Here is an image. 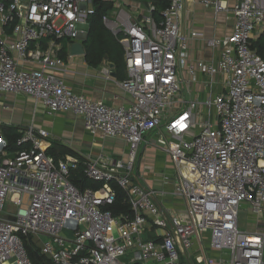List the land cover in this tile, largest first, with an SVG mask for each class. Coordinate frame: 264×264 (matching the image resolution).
Here are the masks:
<instances>
[{"label":"built area","instance_id":"2783aa9c","mask_svg":"<svg viewBox=\"0 0 264 264\" xmlns=\"http://www.w3.org/2000/svg\"><path fill=\"white\" fill-rule=\"evenodd\" d=\"M107 1L114 17L102 23L123 51L125 78L113 82L126 106L78 94L60 75L63 44L87 36L93 0H0V98L27 96L50 116L81 118L89 137L126 146L118 160H55L49 132L28 126L9 156L0 132V264H34L28 245L45 264H264V0H194L233 19L229 35L206 41L218 53L211 62L190 57L186 0H167L158 21L153 0ZM197 83L204 91L193 98ZM183 85L188 98L179 96ZM154 148L172 165L159 182L172 180L169 200L144 183ZM77 174L101 186L80 190ZM113 185L130 212L113 214ZM241 208L250 210L251 232L239 228Z\"/></svg>","mask_w":264,"mask_h":264},{"label":"crops","instance_id":"0c3cea01","mask_svg":"<svg viewBox=\"0 0 264 264\" xmlns=\"http://www.w3.org/2000/svg\"><path fill=\"white\" fill-rule=\"evenodd\" d=\"M227 1L229 6H232L234 3V0ZM181 22L182 31L189 37L188 49L190 57L193 60H202L205 62H211L218 58V53L209 49L206 45V41L212 38L229 35L233 26V19L230 15H215L212 9H204L197 5L194 0H186ZM88 28L89 24L87 30ZM193 32L200 33L202 37H190ZM5 35L8 42H13L15 40L10 30H6ZM87 36L81 39L79 43L83 42L84 44ZM63 46L66 47L67 56L65 59L62 58L65 71L61 72L60 75L65 80L66 84L76 93L95 101H101L108 106L118 107L131 104L130 98L115 82H113L114 80H123L125 78V71H120L118 73L115 64L107 57L106 60L104 57L102 63L96 66L90 65L85 59V56L69 57L68 52L71 45L68 47V42H65ZM26 67L31 68L29 65ZM105 69L110 70V80L106 79ZM182 87L180 97L184 96L188 98L186 93L187 86L185 90L184 85ZM190 89L193 92L191 96L196 98L197 94H201L204 91V85L202 83H197L190 86ZM0 125L14 128L18 130V132L28 126L46 129L50 134L48 139L50 145L51 143H58L66 146L77 154L83 155L79 151L81 149L87 150V152L99 150L98 143L96 142V144L95 141L90 140L100 139H93L91 137L85 138L84 135H86V133L83 130L81 118L70 113H57L50 116L45 112V109L40 103L24 95L3 94L1 96ZM67 140L70 141L71 144L66 143ZM115 140L120 142L123 147V152L119 153L115 151V149L111 151L114 152L115 155L126 154L125 144L119 139ZM165 161H169V159L166 157ZM153 169L154 174L150 175L152 176V180H149L152 184H149L147 180L144 183L156 191L164 192L166 185L163 183L159 184L158 180L166 174L167 171L161 168V166H158V164H156ZM170 181L172 183V180ZM170 198L171 195H168L166 200Z\"/></svg>","mask_w":264,"mask_h":264},{"label":"trees","instance_id":"16d2710c","mask_svg":"<svg viewBox=\"0 0 264 264\" xmlns=\"http://www.w3.org/2000/svg\"><path fill=\"white\" fill-rule=\"evenodd\" d=\"M152 3L154 6L153 17L158 21L161 17V12L167 7L168 2L167 0H153ZM93 5L95 8V14L90 17L88 21V36L83 44L85 59L90 65L96 66L102 63L104 57H107L115 64L118 73L120 71H125L122 48L102 23L103 16L112 11V3L105 0H94ZM263 37L264 35H262L258 43V53L264 57V40L262 42ZM66 56V47L63 46V49L61 50V57L65 59ZM0 132L8 143L7 154L9 156H13L19 149L16 145V141L20 136L18 130L0 125ZM48 154L54 157L55 160H58L65 155L73 156L77 153L73 152L64 145L51 143ZM72 182L80 190L86 187L97 190L101 186L100 183L86 180L80 174L73 176ZM113 187L116 189L117 193L116 202L110 208L113 214L117 216L123 212H130V208L125 201L126 196L124 192L118 189L115 185H113ZM27 252L34 264L46 263V261L39 255L38 249L35 248L34 250L33 247L28 245Z\"/></svg>","mask_w":264,"mask_h":264},{"label":"rangeland","instance_id":"374dc122","mask_svg":"<svg viewBox=\"0 0 264 264\" xmlns=\"http://www.w3.org/2000/svg\"><path fill=\"white\" fill-rule=\"evenodd\" d=\"M113 17H114L113 14H110L109 12L107 13V18L108 19L111 20V19H113ZM263 40H264V37L262 39V42H263ZM175 102L176 103H174L173 109L174 110H179L180 109L181 98H178ZM84 136H85V138H89V136L87 134L84 135ZM90 141H95V143L97 142L98 145H99L98 146L99 150H97L95 152L94 151L93 152L92 151L91 152H87V150H83V149L79 150L80 153H82L85 156L96 157V156H98L100 154H104V155H107L108 157H110L111 159H115V160H118V159H121V158L125 157V153H123L121 155L120 154L115 155V153L111 151L112 149L113 150L115 149V151H118L119 153L123 152L122 151L123 150L122 145L120 144V142H117L115 139L114 140L113 139L90 140ZM66 143H70V141L67 140ZM157 150L158 149L154 148L152 150V152H150L149 150H148V152L156 153L152 157V160L155 161V165L158 164V166H161V168L166 169V171H167L166 174L170 175V173H172V170H171L172 165H171V163L169 161H165L166 156L161 151H157ZM143 161H144V159L141 160L140 166L143 165ZM155 165L152 166V168H151L152 170H153V167ZM149 173H150L149 170H145V174H149ZM151 177L152 176L146 177V179L149 182V184H152V182L149 181V180H152ZM158 182H161V180L159 179ZM153 184H154V182H153ZM172 191H173V184L172 183H168L165 186L164 192L166 194L170 195L172 193ZM12 211H13L12 207L10 206V204L8 202H6L5 207H4V213H8V212H12ZM249 211L250 210L246 209V208H241L240 209L238 225H239L240 229H242L244 231L251 232V231L254 230L255 227H254L253 222L250 220L251 217H249V213H250Z\"/></svg>","mask_w":264,"mask_h":264},{"label":"water","instance_id":"95a60500","mask_svg":"<svg viewBox=\"0 0 264 264\" xmlns=\"http://www.w3.org/2000/svg\"><path fill=\"white\" fill-rule=\"evenodd\" d=\"M69 57H78V56H84L85 51H84V47H83V42L79 43H73L70 47H69ZM107 58L105 57V60Z\"/></svg>","mask_w":264,"mask_h":264}]
</instances>
